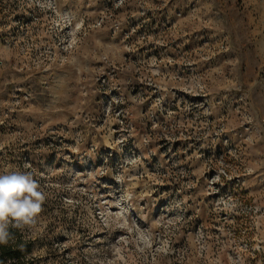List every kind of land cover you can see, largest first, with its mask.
Masks as SVG:
<instances>
[{
    "label": "rangeland",
    "instance_id": "1",
    "mask_svg": "<svg viewBox=\"0 0 264 264\" xmlns=\"http://www.w3.org/2000/svg\"><path fill=\"white\" fill-rule=\"evenodd\" d=\"M5 169L27 264H264V0H0Z\"/></svg>",
    "mask_w": 264,
    "mask_h": 264
},
{
    "label": "clouds",
    "instance_id": "2",
    "mask_svg": "<svg viewBox=\"0 0 264 264\" xmlns=\"http://www.w3.org/2000/svg\"><path fill=\"white\" fill-rule=\"evenodd\" d=\"M45 200L46 195L31 172H0V244L6 245L13 238L10 228L33 227Z\"/></svg>",
    "mask_w": 264,
    "mask_h": 264
},
{
    "label": "trees",
    "instance_id": "3",
    "mask_svg": "<svg viewBox=\"0 0 264 264\" xmlns=\"http://www.w3.org/2000/svg\"><path fill=\"white\" fill-rule=\"evenodd\" d=\"M12 239L0 244V264H27L32 253V242L27 240L21 229L10 228Z\"/></svg>",
    "mask_w": 264,
    "mask_h": 264
}]
</instances>
